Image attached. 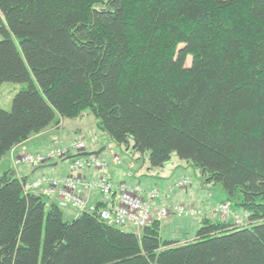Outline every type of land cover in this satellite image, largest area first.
I'll use <instances>...</instances> for the list:
<instances>
[{
    "label": "trees",
    "instance_id": "16d2710c",
    "mask_svg": "<svg viewBox=\"0 0 264 264\" xmlns=\"http://www.w3.org/2000/svg\"><path fill=\"white\" fill-rule=\"evenodd\" d=\"M0 38V85L27 86L0 109V159L90 114L106 144L151 168L176 155L244 214L203 217L190 239L157 220L136 235L102 203L68 221L7 171L0 264H264V0H0Z\"/></svg>",
    "mask_w": 264,
    "mask_h": 264
},
{
    "label": "built area",
    "instance_id": "2783aa9c",
    "mask_svg": "<svg viewBox=\"0 0 264 264\" xmlns=\"http://www.w3.org/2000/svg\"><path fill=\"white\" fill-rule=\"evenodd\" d=\"M97 144V138L92 139L89 143L76 141L68 145H63L58 140L47 153L35 155L25 153L19 156L16 163L20 166H33L59 162L68 156L84 152L87 145L96 146ZM118 165H120V161L116 157L111 159L107 157L75 159L71 161L69 168L72 174L78 175L69 174L68 181L42 176L36 181L30 182L24 191L27 193L41 191L47 196L55 197L60 208L65 209L71 206L83 212L85 210L83 200L76 202L73 194L79 187L83 192L96 190L104 201V207L99 210L101 211L100 217L108 221L109 225L128 229L136 235H140L141 229L149 226L154 220L161 222L172 214L177 216L201 215L192 207L173 206L169 203L173 190L189 187L190 179L182 178L165 191L155 188L145 189L140 184L133 186L127 181L117 184L110 176V169ZM84 171L97 173L98 180L96 182L86 180L83 175ZM127 177L132 179L133 175L129 173ZM95 210L94 207L87 208L89 212ZM215 212L222 217H233L234 223L238 226L243 224L241 219L235 217L228 205L220 204Z\"/></svg>",
    "mask_w": 264,
    "mask_h": 264
},
{
    "label": "rangeland",
    "instance_id": "374dc122",
    "mask_svg": "<svg viewBox=\"0 0 264 264\" xmlns=\"http://www.w3.org/2000/svg\"><path fill=\"white\" fill-rule=\"evenodd\" d=\"M1 39V38H0ZM27 86L25 84H13V83H4L0 85V109L4 111H10L12 100L17 95V93L23 91L26 89ZM73 120H65L68 121L66 124V127L69 129L74 126H79L81 131L87 130L86 128H89L90 126L93 129V133L97 136L95 138L101 137V134L96 129V121L90 114H85V116L82 118V120L77 119ZM90 129V128H89ZM89 139V137L81 138L79 140H85ZM61 140V139H60ZM62 141V140H61ZM63 142V141H62ZM105 142V141H104ZM36 142L30 144L29 146L34 148ZM106 144V142H105ZM108 146V151L106 153L104 152L103 155L112 158L113 156H117L119 160L121 161V165L118 167L119 170H121L122 173L127 174L129 171L134 174L136 177L135 181L139 183L142 187H145L146 184L152 183L151 187L152 189L158 188L161 186L163 182H168L173 178L178 177H189L193 180V184H191L189 187L181 188V189H175L173 190V194L176 193V196H180L181 194H188L186 195L187 198L191 197V189L193 186L199 185L198 182V176L199 173L197 170L191 168L185 161L180 160L176 155H172L170 161L162 166L161 168H151L148 162V156L145 155L144 157H140L139 155H136L133 153V145L132 142L128 143V146H123L121 149H119L117 146L113 144H106ZM11 165H15V156L11 158ZM129 166V168H127ZM123 170V171H122ZM26 171V170H25ZM1 175V174H0ZM201 187V186H200ZM203 189V188H202ZM205 193L202 196L203 201H207L209 204L217 203V201H222V191L219 187H210V185L207 186L206 189H203ZM46 201V200H45ZM206 203V202H205ZM187 204V202H183L182 205ZM186 206H194L187 204ZM230 207V205H228ZM198 212H201V216L195 215V216H175V215H169V217L162 221V231L161 236L164 240H173L178 239L181 240L184 237L193 238L195 236L196 230L200 226L201 220H203V217L207 218H221L222 215L218 214H208V212L204 211L203 209H199L196 206H194ZM231 208V207H230ZM233 208V207H232ZM231 208V210H233ZM68 210V209H67ZM67 210H62L64 214V218L68 221H71V219L67 218V215L65 214ZM234 212H237L236 210H233ZM236 218L241 219L244 214L239 213H233ZM169 218H178L181 223H171L173 222ZM189 218V219H187ZM227 220L229 218H226ZM222 219V220H226ZM233 221V220H232ZM170 223V224H169ZM183 224H187L183 226ZM164 227V229H163ZM126 230V229H125ZM186 235V236H184Z\"/></svg>",
    "mask_w": 264,
    "mask_h": 264
},
{
    "label": "crops",
    "instance_id": "0c3cea01",
    "mask_svg": "<svg viewBox=\"0 0 264 264\" xmlns=\"http://www.w3.org/2000/svg\"><path fill=\"white\" fill-rule=\"evenodd\" d=\"M79 120H82V119H79ZM75 121H77V119ZM67 122L68 121H65L63 119H58L59 124L57 126L51 127L50 129L43 131L41 134L31 137L24 143L13 148L7 156L0 159V174L2 175L3 173L7 171H12L14 173V177L16 180L18 181L25 180L28 183H30V181L37 180L42 176H48L52 178H58V177L63 178V177L69 176V174H72L70 172V168L68 164L64 161L60 162L59 165H56L55 167H46L45 169H36L37 167L27 168L24 166L20 167L16 165V160L19 158V155L21 153L23 152H28L31 154L46 153L49 150V148L53 146V143L55 141H58L57 138L61 139L63 143L68 144V143H72L73 141H78L81 138H86V137L92 138V137L97 136L92 132L93 129L90 126H88L90 129L86 128L87 130L83 132L81 131V129H79L80 128L79 126H74L68 129L66 127ZM60 124H61V127L59 128ZM34 142H36L34 148L30 147L29 145ZM95 151H96L95 147H91V148L89 147L87 152L93 153ZM107 151H108V146H107ZM13 156H15L14 166L11 165V158ZM51 165H47V166H51ZM127 168H129V166ZM110 174L112 176V179L116 183L126 180V174L122 173L118 167L111 168ZM72 175H78V174L73 173ZM84 177L88 181H95L98 179V176H93V174L92 175L89 174V176H84ZM180 178H183V177L173 178L166 183L163 182L159 188L162 190L166 189L172 184L174 180H177ZM134 179H136L135 176H134ZM131 182L137 183L135 180H131ZM151 184L152 183L146 184L145 187L150 188L152 186ZM190 191H191V197L189 198L186 197V195L188 194H181L180 196H176V193H174L172 197L170 198L171 203L174 205H179L185 201L189 205H194L197 208L203 209L204 211L208 212V214H212L211 209L216 204L222 202V201H217V203L209 204L207 201H205L206 202L205 203L202 199V196L205 193V191L200 187V184L193 186V188ZM39 194L43 195L48 205L57 204L58 202V200L55 197L47 196L43 194V192L41 191H39ZM82 197L84 198V200L87 202L89 206H99L101 203H103L97 191L84 192L82 193ZM187 204H184V205H187ZM65 214L67 215V218L71 220L79 216V212L73 207H70L66 211ZM171 220L173 221L171 223H177V224L181 223L180 221H182V220H179L178 218H172ZM185 225L187 224H183V226ZM160 230L162 231V226L160 227Z\"/></svg>",
    "mask_w": 264,
    "mask_h": 264
},
{
    "label": "bare ground",
    "instance_id": "6f19581e",
    "mask_svg": "<svg viewBox=\"0 0 264 264\" xmlns=\"http://www.w3.org/2000/svg\"><path fill=\"white\" fill-rule=\"evenodd\" d=\"M92 139H95V137H92V138H89V139H85V140H78L77 142H79V141H85V142H87V143H89ZM56 142L57 141H55L54 143H53V146L52 147H54L55 146V144H56ZM91 145H87V147L86 148H89ZM17 161V160H16ZM63 160H61L60 162H62ZM60 162H58V164L60 163ZM16 165L17 166H20V165H18L17 163H16ZM26 167H29V168H35V167H37L36 169H45V167H44V165H42V164H37V165H33V166H26ZM68 177L69 176H67V177H63V178H61V179H63L64 181H68ZM99 178V177H98ZM98 180V179H97ZM97 180H95L94 182H96ZM130 185H137V183H133V182H131V180L128 182ZM30 183H27V184H24L22 187H23V191H24V189H25V187L26 186H28ZM90 191H96V190H90ZM90 191H86V192H90ZM98 192V191H97ZM24 193L25 194H27V192L26 191H24ZM82 193H84L83 192V190H82V188L81 187H79L78 189H77V191H76V193H74L73 194V197L75 198V200H76V202H78V201H80L81 199L83 200V202H84V205H85V210L83 211V212H86L87 211V208H89V207H91V206H89L88 204H87V202L84 200V198L82 197ZM99 193V192H98ZM100 195V194H99ZM218 206H215L213 209H212V213H214L215 212V209L217 208ZM87 212H89V211H87ZM94 212V211H93ZM100 213H101V211H100ZM100 213H99V215H100ZM214 214H218V213H214ZM101 218V217H100ZM223 218H225V217H222V219ZM101 220L102 221H104L107 225H109V223H108V221H106V220H104V219H102L101 218Z\"/></svg>",
    "mask_w": 264,
    "mask_h": 264
},
{
    "label": "water",
    "instance_id": "95a60500",
    "mask_svg": "<svg viewBox=\"0 0 264 264\" xmlns=\"http://www.w3.org/2000/svg\"><path fill=\"white\" fill-rule=\"evenodd\" d=\"M133 148H134V146H133ZM102 152H104V148H102L99 151L94 152V153H89V154L88 153H84V154H80V155H78L76 157L99 156ZM69 159H71V158H68L67 160H69ZM55 166H56V164H53L51 166H44V167L46 168V167H55Z\"/></svg>",
    "mask_w": 264,
    "mask_h": 264
}]
</instances>
